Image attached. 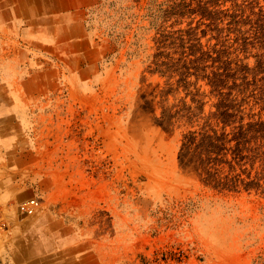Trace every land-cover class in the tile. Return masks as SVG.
Returning a JSON list of instances; mask_svg holds the SVG:
<instances>
[{
	"label": "rangeland",
	"instance_id": "1",
	"mask_svg": "<svg viewBox=\"0 0 264 264\" xmlns=\"http://www.w3.org/2000/svg\"><path fill=\"white\" fill-rule=\"evenodd\" d=\"M199 1L98 0L106 56L34 138L134 264H264V0Z\"/></svg>",
	"mask_w": 264,
	"mask_h": 264
},
{
	"label": "crops",
	"instance_id": "2",
	"mask_svg": "<svg viewBox=\"0 0 264 264\" xmlns=\"http://www.w3.org/2000/svg\"><path fill=\"white\" fill-rule=\"evenodd\" d=\"M97 2L0 0V204L35 195L48 211L12 221L0 236V264L136 261L106 214L85 215L95 202L76 200L80 189L34 170L50 159L34 140L48 128L49 109L73 97L62 89L65 80L93 79L106 56L90 16ZM74 209L78 218L69 216Z\"/></svg>",
	"mask_w": 264,
	"mask_h": 264
},
{
	"label": "built area",
	"instance_id": "3",
	"mask_svg": "<svg viewBox=\"0 0 264 264\" xmlns=\"http://www.w3.org/2000/svg\"><path fill=\"white\" fill-rule=\"evenodd\" d=\"M14 208L15 213L20 217L33 216L38 208L39 202L36 197H30L17 202L15 205L6 203L3 207L0 206V233L4 232L9 225L10 209Z\"/></svg>",
	"mask_w": 264,
	"mask_h": 264
},
{
	"label": "trees",
	"instance_id": "4",
	"mask_svg": "<svg viewBox=\"0 0 264 264\" xmlns=\"http://www.w3.org/2000/svg\"><path fill=\"white\" fill-rule=\"evenodd\" d=\"M214 1L216 0H200L198 3V8L201 10L202 14H205L207 16L208 19H210L211 21L215 22V20L217 19V17H214V15L217 12H213L211 9H209V6H211ZM180 6H184L183 4H181ZM227 13H224V15ZM229 16L231 17V22L230 23H235L234 20V15L233 14H229Z\"/></svg>",
	"mask_w": 264,
	"mask_h": 264
}]
</instances>
